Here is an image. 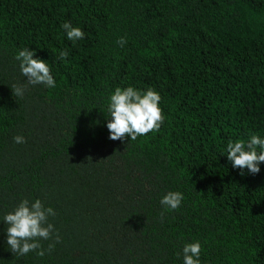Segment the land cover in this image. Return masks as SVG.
I'll return each mask as SVG.
<instances>
[{"label": "trees", "instance_id": "obj_1", "mask_svg": "<svg viewBox=\"0 0 264 264\" xmlns=\"http://www.w3.org/2000/svg\"><path fill=\"white\" fill-rule=\"evenodd\" d=\"M24 47L54 89L26 84ZM129 85L157 91L164 120L111 140L108 96ZM251 135L264 136V0H0V217L39 198L59 236L17 256L0 222V264H182L194 241L201 264H264V164L240 174L222 154ZM168 191L184 194L176 210Z\"/></svg>", "mask_w": 264, "mask_h": 264}, {"label": "clouds", "instance_id": "obj_2", "mask_svg": "<svg viewBox=\"0 0 264 264\" xmlns=\"http://www.w3.org/2000/svg\"><path fill=\"white\" fill-rule=\"evenodd\" d=\"M66 39L70 42L82 40L85 33L80 27H73L70 22L61 25ZM127 41L122 37L118 41L123 46ZM67 51H60L58 58L64 61ZM35 57V49L24 47L14 55L20 75L27 85H42L48 89H54L57 82L52 70L45 60ZM11 92L16 97L24 95V85H11ZM161 97L152 88L138 89L131 85L121 88L116 87L109 93L106 105V129L111 140L135 141L137 137L144 136L150 131L158 130L164 120L159 106ZM16 144L25 143L21 135L13 137ZM233 168H239L240 174L244 170L251 174L260 171V165L264 164V136L251 135L246 141L237 140L226 145L224 153ZM184 194L180 191H168L160 198V204L165 211L179 208ZM54 209L35 198H24L9 212L0 217L6 227L4 228L5 243L8 250L17 256H25L29 252H36L38 256L45 254L41 241L52 238L59 242L58 234H55L54 225L49 222V217L55 216ZM49 247H52L50 244ZM201 244L199 241L185 243L178 253L182 257V264H201Z\"/></svg>", "mask_w": 264, "mask_h": 264}]
</instances>
